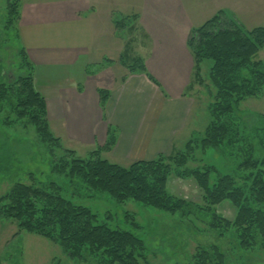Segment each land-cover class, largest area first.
Returning <instances> with one entry per match:
<instances>
[{
	"label": "trees",
	"instance_id": "trees-1",
	"mask_svg": "<svg viewBox=\"0 0 264 264\" xmlns=\"http://www.w3.org/2000/svg\"><path fill=\"white\" fill-rule=\"evenodd\" d=\"M14 5L18 6V3ZM14 5L10 9L11 16L16 8ZM223 13L219 12L211 20L193 28L187 42L194 58L195 78L201 81L202 62L212 61L209 84L214 90V99L210 124L203 138L199 137L200 134L194 136L182 153L160 155L124 168L101 158V153L116 145V130L110 129L106 145L91 151L87 157H78L76 151L64 149L58 160L60 169L57 172L71 181L80 179L90 190L106 193L117 202L135 201L173 214L188 203L171 193L169 179L179 176L182 169H189L186 164L194 157L195 150L202 149L203 153L209 149L218 150L226 142L234 156L235 171L240 174L238 177L230 173L222 176L215 168L206 169L213 168L208 164L204 166V172L203 168H194L187 176L198 180L203 190L204 212L212 217L213 226L221 223L235 226L240 232L243 248H252L256 234L264 247V158L258 160L252 146H249L250 153L247 154L245 129L239 125L236 116L240 104L247 98L264 97V62L254 60L259 50L264 48V27L245 32L237 24L229 23L227 26L226 19H221ZM113 16L118 32L127 26L128 20H135L132 21L134 24L139 19L135 14L123 16L114 13ZM133 42L126 39L120 64L132 74L148 75L143 59L139 56L132 58ZM21 54L27 59L25 50ZM33 70L32 67V73ZM34 78L33 73L15 82H0V113L8 105L17 118L15 120L33 124L42 140L49 145L60 143L61 139L50 129L46 101L37 90ZM149 78L155 82L151 76ZM98 93L104 109L109 93L104 90ZM260 121L262 127L259 125L257 132L262 134L264 141V117ZM241 153L245 155L243 159L238 158ZM211 170L219 175V181L213 188L207 178ZM224 201L231 202L237 209L233 222L212 212V206ZM0 216L17 223L21 231L58 244L70 259L78 262H83L88 253L90 257L99 256L101 264H149L143 242L138 237L101 224L97 214L67 199L62 188L55 183L47 187L34 182L16 184L0 199ZM221 259L217 251L212 254L203 251L196 264H222Z\"/></svg>",
	"mask_w": 264,
	"mask_h": 264
},
{
	"label": "crops",
	"instance_id": "crops-1",
	"mask_svg": "<svg viewBox=\"0 0 264 264\" xmlns=\"http://www.w3.org/2000/svg\"><path fill=\"white\" fill-rule=\"evenodd\" d=\"M225 2H23L21 42L54 135L66 139L73 150L89 151L104 147L110 129H115L112 157L130 164L170 156L184 147L201 132L190 125L197 96L190 90L197 85L188 37L219 9H229ZM114 13L139 16L143 34L136 40L138 47L132 43V55L143 59L148 75L132 74L120 64L125 41L115 30ZM103 61H111L106 64L111 67L93 73L91 67ZM99 90L109 93L104 109Z\"/></svg>",
	"mask_w": 264,
	"mask_h": 264
},
{
	"label": "rangeland",
	"instance_id": "rangeland-1",
	"mask_svg": "<svg viewBox=\"0 0 264 264\" xmlns=\"http://www.w3.org/2000/svg\"><path fill=\"white\" fill-rule=\"evenodd\" d=\"M27 1L31 0H0V82L6 84L33 74L27 52L28 60L21 54L26 49L21 42L19 30L22 4ZM15 3H18V6H15ZM196 4L197 2L194 6ZM13 5L16 8L11 16L10 9ZM224 5L229 9H219L215 15L224 12L221 19H226L227 26L229 23L237 24L245 32L264 27V0H226ZM186 9L188 11L189 7L186 6ZM132 21L135 22L128 20L127 26L120 32L116 28L115 30L125 43L126 39L137 42L133 43L136 48L138 47L136 40L141 39L140 32L143 33L139 19L134 24ZM254 60L264 62V48L259 50ZM107 62L111 61L100 62L99 65L91 67V71L98 73L104 70L105 66L111 67L106 65ZM211 62L210 60L202 62L199 75L202 83L195 78L197 86L190 90L191 94L197 95L193 97L195 105L190 125L201 130L199 137L202 138L210 124V109L214 99V90L209 84ZM34 82L39 91L35 78ZM3 109L0 113V199L18 183L34 182L43 187L55 183L62 188L67 199L76 205L88 207L97 214L101 224L111 229L130 232L138 237L143 242L145 258L149 264H196L197 257L203 251L209 254L217 251L222 256V264H264V247L260 236L254 233L252 248H243L240 232L235 226L223 223L213 226L212 217L204 212L206 210L202 202L203 190L198 180L187 176L194 168H203V172L215 168L222 176L230 173L238 177L240 174L235 171L234 156L226 142L218 150L209 149L204 153L202 149L195 150L194 157L186 164L189 169H182L179 176L169 179L171 193L188 203L176 213L170 214L135 201L117 202L106 193L90 190L80 179L71 181L70 178L58 173L60 155L64 153V149H71L67 140L61 139L60 143L49 145L39 137L33 124L26 120H15L17 118L8 105ZM238 109L236 116L239 125L245 129L243 135L247 138V154L250 153L249 146H252L255 156L261 160L264 158V141L261 139L262 134L257 132V127L259 125L262 127L260 118L264 117V97L247 98ZM185 146L182 148L178 146L176 153L185 151ZM113 148L101 153V158L111 164L129 167L131 164L127 161L112 157ZM75 150L77 156L81 158L87 157L93 151L91 149L86 151L87 148L82 147ZM244 156L241 153L238 158L243 159ZM207 164L213 168L204 169ZM175 169L179 171L178 168ZM184 171L187 173L184 174ZM211 171L207 178L210 180V187L213 188L219 181V175L214 170ZM211 208L214 214L228 222L236 219L237 209L229 201ZM0 264H101V260L99 256L90 257L88 253L85 254L83 262L72 260L58 244L21 231L17 223L0 216Z\"/></svg>",
	"mask_w": 264,
	"mask_h": 264
}]
</instances>
